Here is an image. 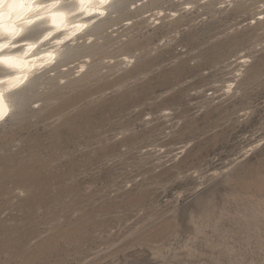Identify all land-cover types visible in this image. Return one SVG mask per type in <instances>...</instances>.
Listing matches in <instances>:
<instances>
[{
  "label": "rangeland",
  "instance_id": "obj_1",
  "mask_svg": "<svg viewBox=\"0 0 264 264\" xmlns=\"http://www.w3.org/2000/svg\"><path fill=\"white\" fill-rule=\"evenodd\" d=\"M136 1L0 126V264H264V0Z\"/></svg>",
  "mask_w": 264,
  "mask_h": 264
},
{
  "label": "bare ground",
  "instance_id": "obj_2",
  "mask_svg": "<svg viewBox=\"0 0 264 264\" xmlns=\"http://www.w3.org/2000/svg\"><path fill=\"white\" fill-rule=\"evenodd\" d=\"M123 1L125 0H108L99 11L88 13L82 10L80 0H56L55 8L48 7L52 0H35L38 7L29 12L25 18L16 20L13 17L18 35L9 41L7 29L0 33V43L6 45L3 50H0V55L19 57L22 67L10 66L7 62L0 63V92L3 93L6 106L0 122L4 123L14 116L24 93L31 87L35 85L42 87L47 74L54 73L57 67L66 66L62 62L72 47L82 40L91 42L95 37L94 28L113 15ZM232 1L234 0H222L220 4ZM139 2L141 1L132 2L130 7H135ZM98 4L99 0H91L85 8L95 7ZM191 5L192 3L188 2L184 4V7ZM52 12L63 13V21L54 23ZM162 13H164L163 9H155L150 21L157 20ZM5 24H7V18H5ZM29 45L32 47L29 48ZM84 67V62H79L78 72ZM20 77L23 78L17 83ZM233 84L228 83L226 90H231Z\"/></svg>",
  "mask_w": 264,
  "mask_h": 264
},
{
  "label": "snow or ice",
  "instance_id": "obj_3",
  "mask_svg": "<svg viewBox=\"0 0 264 264\" xmlns=\"http://www.w3.org/2000/svg\"><path fill=\"white\" fill-rule=\"evenodd\" d=\"M107 2L108 0H99L97 6L85 8V5L90 4L91 0H80L82 10H85L88 13L99 11L100 7ZM55 4L56 0H52V3L49 4L48 7L55 8ZM36 7L38 6L36 5L35 0H0V33H3L5 29H7L9 41L13 40L18 35V29L13 22V17H15L16 20L25 18L27 14L33 11ZM52 17L54 23H59L64 19L63 13L60 12H52ZM5 18H7V24H5ZM29 22L31 21L29 20ZM5 47L6 45L4 43H0V50H3ZM31 47L32 46L29 45V48ZM5 62L10 66L18 65L22 67L19 57L0 55V63ZM22 78L23 77L18 78L17 83H19V80ZM5 107L3 93L0 92V118H2L5 113Z\"/></svg>",
  "mask_w": 264,
  "mask_h": 264
},
{
  "label": "water",
  "instance_id": "obj_4",
  "mask_svg": "<svg viewBox=\"0 0 264 264\" xmlns=\"http://www.w3.org/2000/svg\"><path fill=\"white\" fill-rule=\"evenodd\" d=\"M8 121V120H7ZM7 121H5L4 123H6ZM4 123L0 122V126H2Z\"/></svg>",
  "mask_w": 264,
  "mask_h": 264
}]
</instances>
